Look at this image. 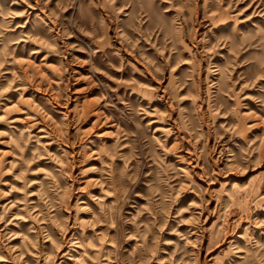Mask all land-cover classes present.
<instances>
[{
    "label": "clouds",
    "instance_id": "obj_1",
    "mask_svg": "<svg viewBox=\"0 0 264 264\" xmlns=\"http://www.w3.org/2000/svg\"><path fill=\"white\" fill-rule=\"evenodd\" d=\"M0 126V264H264V0H9Z\"/></svg>",
    "mask_w": 264,
    "mask_h": 264
},
{
    "label": "rangeland",
    "instance_id": "obj_2",
    "mask_svg": "<svg viewBox=\"0 0 264 264\" xmlns=\"http://www.w3.org/2000/svg\"><path fill=\"white\" fill-rule=\"evenodd\" d=\"M9 2V0H0V5H3V4H7ZM125 55V58L127 60H129V62H134L137 64V67L140 68V71L141 72H147V70L144 68V66L142 64H140L139 61H137L134 57H131V56H128L126 53L124 54ZM99 63H106V61H104V58L103 57H100L99 58ZM75 71H79L81 72L82 74H87L83 69H80L79 67H76L74 68ZM113 75H116L115 73H113ZM147 75H151L150 73H147ZM127 78V77H125ZM137 79H139V77H137ZM107 82V81H106ZM141 83H148V80L147 79H142L140 80ZM71 92H72V103L69 104V109L71 108H75L77 107L78 105H85V104H90L92 101H94L97 96L99 95V92L98 91H91V92H83L81 91L82 88H86L87 85L84 84L83 82L79 85H71ZM248 95H257V93H255L254 91H249L248 92ZM29 99H32L34 98L33 95H28ZM37 99V102L39 103V97L36 96L35 97ZM11 106V105H9ZM250 107L252 108V110H256L255 109V106L253 104L250 103ZM102 109H98L97 111H100ZM67 111V109H63V108H60L58 106V113L59 114H56V113H52L51 115L53 116L54 119H60L61 116L63 115V113ZM106 115H111V113H106ZM98 119V116L96 115V113L94 112L92 117L89 118V120L87 121V123L84 125V128L85 130H87L88 128H91L95 123H96V120ZM0 127H3V126H0ZM113 129H109V128H105V129H102V130H99L100 132H104V131H112ZM257 135H259V133H257ZM0 148H3V146H0ZM6 150V149H4ZM91 178H94V177H89V179ZM6 179H10V178H6Z\"/></svg>",
    "mask_w": 264,
    "mask_h": 264
}]
</instances>
